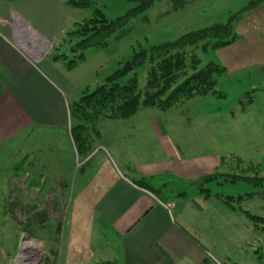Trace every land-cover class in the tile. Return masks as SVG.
<instances>
[{"label": "crops", "instance_id": "obj_1", "mask_svg": "<svg viewBox=\"0 0 264 264\" xmlns=\"http://www.w3.org/2000/svg\"><path fill=\"white\" fill-rule=\"evenodd\" d=\"M75 22L57 39L59 42L67 39ZM236 30L240 38L212 50L213 61L225 68L226 76L235 75L237 80L251 78L253 72H264V3L244 14ZM2 33L0 143L17 140L36 128L44 129L48 139L55 142V133L61 131L68 156L54 162L62 169L53 173L52 178L58 180L48 183L42 175L39 184L44 189L52 183L61 192L70 187L64 178L72 180L77 158L66 100L62 91L40 70H34L22 51ZM198 101L187 105L184 111L144 108L129 120L103 119L96 124L95 134L100 137L102 148H94L87 164L75 174L77 187L69 189L62 264H207L209 259L218 263V254L212 253L210 244L221 238V221L249 227L251 221L246 215L214 196L218 192H213L211 185L221 183L220 175L201 185L211 194L207 198L199 186L188 185L212 173L231 170L226 163L230 155L208 149L213 142L190 131L199 129L189 120L192 110L200 106H195ZM45 140L39 138L38 144L51 142ZM139 175L150 178L154 187L163 186L172 192L171 196L164 193V201H174L171 212L163 207V200L134 183ZM193 189L195 197L188 194ZM258 200L259 204L254 198L247 201L261 207L264 200ZM216 232L219 234L212 237ZM205 234L213 241L204 238Z\"/></svg>", "mask_w": 264, "mask_h": 264}, {"label": "rangeland", "instance_id": "obj_2", "mask_svg": "<svg viewBox=\"0 0 264 264\" xmlns=\"http://www.w3.org/2000/svg\"><path fill=\"white\" fill-rule=\"evenodd\" d=\"M170 1L155 2L145 13L131 19L122 31L112 36L106 47L88 48L85 57L77 60L71 69H67L66 63L73 57L69 46L75 38L67 41L65 37L64 42L57 39L75 20L79 22L92 15V9L72 7L67 0H0V32L4 31L6 40L22 51L34 70H40L62 91L68 106L83 90H92L105 76L118 67L123 68L126 62L130 63V56L140 47L223 22L228 13L237 11L250 0H195L183 9L161 16ZM95 2L106 18L114 19L126 13L137 1ZM143 15L146 21L141 18ZM198 56L202 64L215 60L211 50L207 53L199 51ZM132 71L127 72L129 75L122 82L133 75ZM134 72L142 86L144 68H136ZM237 79L235 75L228 77L224 74L218 81L217 89L225 93L224 99L208 96L188 103L191 105L199 100L195 106L200 105L192 110L189 119L192 126L199 129L190 131L199 133L206 142L212 141L208 149L230 155L234 167L232 172H237V164L248 167V163L252 162L259 165L260 175L264 176V72H253L251 78ZM251 89H257L252 103L244 112L231 117L230 111L236 106L237 99ZM47 136L44 129L36 128L17 140L0 143V264H62L70 210L69 189L77 187L76 172L84 168L94 148L102 146L100 137L94 134L93 137L98 139L93 150L85 158H76L72 180L64 178V183H69L70 187L58 192L52 185L58 177H52L54 172L60 173L62 169L54 162L58 163V159L68 156V153L61 131L55 133V142ZM44 137L51 142L38 144V139ZM206 142L205 147L208 146ZM83 160L86 162L83 163ZM42 175L45 182L52 181L44 189L39 185ZM220 180L221 183L212 184L211 189L222 195L236 196L264 189V183L257 187L244 182H231L224 176H220ZM192 192L194 189L188 192L189 196L193 194L195 197V192ZM258 199L257 196L254 198L257 204L260 203ZM251 203L242 201L240 206L264 216V203L261 207L255 203L251 206ZM250 221L249 227H241L223 219L221 238L215 241L211 238L219 232L211 236L202 235L213 241L210 249L214 255L218 254L215 256L219 261L216 264H264V223ZM215 223L218 224L216 220ZM24 243L31 244L32 248L23 250ZM207 262L215 264L211 259Z\"/></svg>", "mask_w": 264, "mask_h": 264}, {"label": "trees", "instance_id": "obj_3", "mask_svg": "<svg viewBox=\"0 0 264 264\" xmlns=\"http://www.w3.org/2000/svg\"><path fill=\"white\" fill-rule=\"evenodd\" d=\"M136 4L129 8L126 13L114 19H108L102 10L96 6L95 0H67V3L75 8H90L92 15L82 19L74 25V28L67 33V41L71 37L75 40L69 46L72 58L66 63L67 69L73 68L77 60L85 57L88 48L106 47L112 36L122 31L130 22L151 7L155 2L162 0H136ZM170 1V0H168ZM195 0H171L167 4L164 13L167 15ZM264 0H250L237 11L228 13L223 22L213 23L209 26L190 30L178 37L152 44L148 47H140L130 56V63L133 71L130 77L124 82L122 79L129 75L121 67L105 76L92 89H85L81 95L68 104L70 117V137L75 146L79 159L85 158L93 150L96 140L93 135L97 133L96 124L102 119L129 120L136 116L144 108H154L159 112H166L171 109H182L195 99L207 98L224 99L225 93L217 89V83L225 73V68L210 59L203 63L198 52L207 53L229 46L236 42L240 35L236 27L244 14L261 6ZM146 21V16L141 17ZM144 68V84L139 85V79L134 70ZM251 89L237 99L230 113L244 112L252 103L254 92ZM90 159V158H89ZM88 159V160H89ZM231 161V159H230ZM230 164L229 172H216L191 181L188 185L199 186L204 191V197L211 194L207 188L201 187L204 183L224 176L225 180L231 182H244L257 187L264 183V176L260 175L258 164L249 162L248 167ZM241 162V160H239ZM247 171H250L247 173ZM138 186L151 191L161 200H166L164 193L171 196L172 192L166 191L162 186L159 188L151 184L148 177L139 175L133 179ZM170 193V194H168ZM264 189H255L236 196L215 194L224 204L232 209L241 211L249 220L264 223V216H258L240 206L242 201H247L256 196L263 198ZM209 261V260H207ZM95 264H117L112 261H102ZM208 264V262H207Z\"/></svg>", "mask_w": 264, "mask_h": 264}, {"label": "built area", "instance_id": "obj_4", "mask_svg": "<svg viewBox=\"0 0 264 264\" xmlns=\"http://www.w3.org/2000/svg\"><path fill=\"white\" fill-rule=\"evenodd\" d=\"M149 193V192H148ZM151 194V193H149ZM152 195V194H151ZM163 205V207L168 210L169 212L172 211L173 207H174V201L173 200H167L161 203Z\"/></svg>", "mask_w": 264, "mask_h": 264}, {"label": "water", "instance_id": "obj_5", "mask_svg": "<svg viewBox=\"0 0 264 264\" xmlns=\"http://www.w3.org/2000/svg\"><path fill=\"white\" fill-rule=\"evenodd\" d=\"M122 69H123L124 71H129V70L132 69V66L130 65L129 62H126Z\"/></svg>", "mask_w": 264, "mask_h": 264}, {"label": "bare ground", "instance_id": "obj_6", "mask_svg": "<svg viewBox=\"0 0 264 264\" xmlns=\"http://www.w3.org/2000/svg\"><path fill=\"white\" fill-rule=\"evenodd\" d=\"M22 248H23V250L24 249H28V248H32V245L31 244H28V243H24L23 245H22ZM23 256V255H22ZM21 260V259H20Z\"/></svg>", "mask_w": 264, "mask_h": 264}]
</instances>
